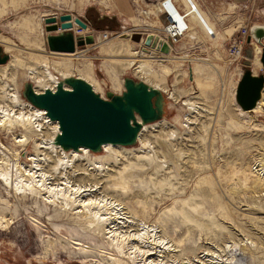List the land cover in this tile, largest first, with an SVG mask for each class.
Segmentation results:
<instances>
[{
	"label": "rangeland",
	"instance_id": "374dc122",
	"mask_svg": "<svg viewBox=\"0 0 264 264\" xmlns=\"http://www.w3.org/2000/svg\"><path fill=\"white\" fill-rule=\"evenodd\" d=\"M177 3L178 0H0V46L3 53L9 56V61H15L18 76L14 80L17 82V89L19 82L22 101L29 104L22 97L25 83H32L37 93L44 91L29 74L30 69L41 72L42 58L48 53V33L45 31V24L40 25V18L70 14L74 18L90 22L89 29L84 34L94 35L96 42L93 45L77 48L74 54H66L75 55L72 58L52 53L54 55L50 54V59L73 62L74 68L71 64L60 67L70 74L69 77H77V74L86 77L93 90L103 98L107 92L120 95L124 91V78L144 83L148 81L152 83V87L158 85L165 93L162 120L145 126L134 146L86 153L91 156V160H99L110 169V177L104 183L101 180L99 187L123 203L128 213L147 223H154L162 232H166L164 235L171 242L176 246L181 245L179 250L185 252H182L183 259L192 260L194 256H202L201 249L214 250L231 240H242L240 249L245 247L246 242V252H242V256H236V262L232 264H264V188H255L253 185L257 180L264 184V176L257 173L261 168L264 169V71L258 72L260 62H253L250 67H245V58L240 65H231L226 57L215 50L205 54L196 51L188 58L185 57V50L177 49L176 53L172 52L166 57L178 58V61L175 64L169 61L168 71L159 67L165 64L153 61L148 56L161 54L145 47L144 43L132 41L130 37L133 33H140L144 41L151 33L150 25L165 26L166 15L158 17L161 13L158 8L163 4H171L173 7L168 10L175 20H180ZM193 12L195 15L187 12L190 22L186 21L191 35L196 36L193 21L201 29L206 27L213 30L200 12ZM92 16L98 19V24L92 23ZM101 18L109 19V22H102ZM77 28L74 26L73 30L76 32ZM125 38H129V41L122 40ZM130 50L147 57L153 63L149 65L151 74L141 76L136 71V65L124 66V62L130 60ZM255 54L259 61V52ZM188 59H192L190 63H186ZM9 61L0 65V70ZM10 69L7 68V72ZM190 70L194 73L195 81L189 79ZM250 72L253 76L256 72L255 77L262 78L259 102L254 111L242 108L237 100L240 82ZM186 99L196 103L194 107L198 110L197 114H189L188 107L183 104ZM191 117L193 124L188 131L184 126L185 118ZM171 129L176 138L172 137V150H168L164 156L168 160V173L170 171L169 174H172L171 180L175 187L173 191H167L166 185H156L147 176L154 174V171L162 172L151 166L150 159L141 158L139 161L145 163L147 169L131 171L133 176H128L129 172L118 173V164L132 159L131 154L137 157L147 155L149 149H143L142 143H152L151 146L154 144L152 147L156 150L157 138V142L162 143L159 146L162 149L166 144V133L162 131L169 133ZM54 133L55 136L58 134L57 131ZM12 134H16V131ZM12 134L1 132L0 144L14 151L15 149H10L12 141L8 136L14 142ZM162 135L164 138L161 140ZM15 148L19 150V155L22 153L24 156L25 149L28 148L26 153L32 152L33 141L23 148ZM177 153L180 155H175ZM153 155L155 154L149 153L147 157L153 158ZM18 161L25 163L20 157ZM81 164L85 162L81 161ZM233 171L234 175L231 176ZM154 176L159 177L158 174ZM210 179L212 181L209 186L207 183ZM77 180L81 185L95 184L98 181ZM192 195L194 201L201 206L198 213L205 219V230L200 234V239L198 232L188 233V226L181 218V211ZM0 198V214L11 222L5 230H0V264L111 263L107 254L114 252L109 248L106 251L107 244L104 242L107 240L103 235L94 233L91 237L78 232L76 228L73 230V225L67 221L68 217L61 215L56 218L49 206L42 203L34 205L31 198L7 195L1 181ZM144 207L152 210L145 217L141 215ZM206 217L215 218V224L222 225L224 231L212 226ZM72 240L90 247V255H80L78 251L73 254V249L68 246ZM250 242L255 248L251 247L253 245ZM97 249L103 254H99Z\"/></svg>",
	"mask_w": 264,
	"mask_h": 264
},
{
	"label": "bare ground",
	"instance_id": "6f19581e",
	"mask_svg": "<svg viewBox=\"0 0 264 264\" xmlns=\"http://www.w3.org/2000/svg\"><path fill=\"white\" fill-rule=\"evenodd\" d=\"M178 1H183V3L187 5L185 0ZM43 24L44 18H40V25ZM78 30L80 29L77 28L76 33ZM80 33L84 32L80 30ZM190 36L193 37L191 34ZM105 39L107 40V38ZM122 40L129 41V38ZM141 43L143 44V41L139 42V44ZM255 52H260V50L256 48ZM50 54L52 53L48 52L47 55H44L42 58L41 64L43 66H41L40 73L36 69H30L31 72L29 73L36 84L42 86L44 90H54L58 81L70 76V74L60 66L71 64L74 68L73 62L68 60H51ZM59 55H64L69 58L75 56L66 54ZM129 55L130 60L129 62L125 61L124 66L136 65V71H138V74L141 76L152 73L149 65L153 63H151L147 57L136 52L132 53L131 50ZM166 56L167 55L164 56L161 54L148 57L160 64H165L164 66L159 65V67L168 71V65H170V62L175 64L178 61V58H174V60L173 58L168 59L167 61ZM14 62V60L9 61L7 66L2 68L4 70H0V83L2 86V88H0V133L12 134L16 131V134H12L14 142L11 136L8 135L12 141V148H9L15 149L14 151L7 149L0 144V156H2L0 159V181L5 186L7 195L12 194V196L17 198H31L34 205L42 203L46 207L49 206L52 209V214L56 218L61 215L68 217L67 221L73 225V230L78 229V232H84L87 236H91L94 233L103 235L105 237L104 239L107 240V242H104V244H107L106 251H108L109 248L110 251L114 252V254H107L109 262H111L110 264H232L234 261L236 262V256H242V252H244V248L247 245L246 242L244 244L245 247L243 248L242 246L243 249H240L242 240H231L229 243H224V246H221V248L219 247L214 250H210L209 248L201 249L200 252L202 256L200 257L194 256L192 260L188 258L183 259L181 257L183 256L182 252H185L184 250H179L181 245L176 246L171 242V240L164 235L166 232H162V230H160L154 223H147L128 213L123 206V203L115 199L112 195L107 194V190H104L101 186L99 187L101 180L103 182L107 180V177H110V169L106 167L107 165H104L99 160H91V156H87L86 154L89 152L86 148H81L79 151H64L54 144V132H59L58 125L56 122L49 120L45 111L35 108L31 104H25L22 101L19 82L17 89V82L14 80V77L18 76L16 63ZM253 62L254 64H259V61L256 58ZM7 68H11L8 70L9 74ZM135 74L138 75L137 72ZM255 75L256 72L254 73V76ZM76 76L87 81V78L80 74H77ZM190 80L195 81L194 77ZM145 83L147 85L152 84L148 81ZM153 87L159 89L158 85H154ZM259 94L252 106V111L257 107ZM183 104L188 107L190 111L189 114L198 113L197 108L194 107L196 103L192 102L190 99L184 100ZM192 124V117L185 118L184 126L186 130L190 131V125ZM145 128L146 127L144 126L138 139ZM169 131V133L162 131L166 133L164 139L166 144L162 149L159 147L162 143H158L157 138L155 139V146L158 145L156 150L152 147L154 144L151 146L152 143H142L143 149H149L147 155L149 153L155 154L152 156L153 158H149L150 156L147 157V155L137 157L131 154L132 159L118 164V173L123 174L129 172L128 176H133L130 173L131 171L147 169L145 163L139 160L141 158L147 160L150 159L149 162L151 163V166L153 168L157 167L162 172L154 171V174L150 173L147 176L150 177V179H153L155 184L157 183L160 186L166 185L167 191H173L175 187L171 180L172 174H169L170 171L168 173V160L165 158L164 154H166L168 150H172V137H175L176 135L173 134L172 129ZM163 136L164 135L160 138L161 140L164 138ZM31 140L33 141L34 146L32 152L26 153L28 147L23 151L24 156L22 153L19 155L20 152L15 147L23 148L30 144ZM119 147L120 146L106 144L102 146V149L105 151H108L106 148H114L118 150ZM175 155L179 156L180 154L177 153ZM19 157L25 163H20L18 161ZM114 157H117V155H114ZM81 161H84L85 164L82 165ZM257 173H259L261 177L264 176V169L262 170L261 168ZM156 174H158L159 177H155L154 175ZM233 175L234 171L231 176ZM157 178L158 180L156 181ZM77 179H86L85 181L98 179V181L95 184L86 183L81 185L77 182ZM211 181L212 180L210 179V182L207 183L209 186L211 185ZM260 182V180L254 181V187L264 188V184H260ZM195 196L197 197V195ZM0 201H2V198H0ZM144 208L145 209L141 212V215L143 216H146V214H149L152 211L147 207ZM199 209H201V206L194 201V195H192L186 201L185 207L181 211V218L188 226V233L196 231L198 232L200 239V234L205 230V219L203 220L204 217L198 213V211H200ZM207 219L212 226L223 230L224 227L222 225L219 226L215 224V218L208 217ZM10 223V219H5L0 214L1 231L5 230ZM250 245H253L251 247L255 248L253 243L250 242ZM68 246L70 249H73V254L75 251H78V254L80 255H90V247L79 243V241L72 240L71 243H68ZM45 250L47 251L48 249L46 248ZM97 251L99 254H103L101 250L97 249ZM223 252L227 255H223ZM192 253L195 254V251H192ZM223 256L226 257L224 258ZM168 257H170V259Z\"/></svg>",
	"mask_w": 264,
	"mask_h": 264
},
{
	"label": "water",
	"instance_id": "95a60500",
	"mask_svg": "<svg viewBox=\"0 0 264 264\" xmlns=\"http://www.w3.org/2000/svg\"><path fill=\"white\" fill-rule=\"evenodd\" d=\"M89 23L70 14L46 17V50L55 54H73L77 48L93 45L96 42L94 35L73 31L77 26L86 32ZM131 40L139 43L142 36L133 33ZM263 41L264 25L250 24L244 48L245 67L253 64L257 48L260 50V70L264 71ZM251 42L255 43V49L248 45ZM143 43L162 55L170 54V47L162 37L149 34ZM8 61L9 56L3 53L0 46V65ZM261 87L262 78L253 76L251 72L242 78L237 90V100L242 108L252 109ZM123 88L120 95L107 92L103 98L86 80L73 76L58 81L54 90L45 89L39 93L32 83H25L22 97L33 107L45 111L49 120L57 123L59 132L54 138L55 145L64 151L86 148L96 153L106 144L134 146L143 127L162 120L164 116L165 95L160 89L132 78L123 79Z\"/></svg>",
	"mask_w": 264,
	"mask_h": 264
},
{
	"label": "crops",
	"instance_id": "0c3cea01",
	"mask_svg": "<svg viewBox=\"0 0 264 264\" xmlns=\"http://www.w3.org/2000/svg\"><path fill=\"white\" fill-rule=\"evenodd\" d=\"M172 1L176 2V0ZM185 1L187 2V5L184 4L183 1H178L177 6L179 12L186 14L188 12L190 15H195L193 12L194 8L200 12L205 20L213 27V30H211L213 34L210 38H208V35L206 36L205 29H201L196 21H193V29L196 30V36L191 37L190 31H188L180 42L182 48L190 56L194 55L196 51L205 54L207 51L210 52L215 50L218 54L220 53L223 57H226L227 45L238 26H250V24L264 25V0H255L254 2L252 0ZM171 6V4L161 5L158 8V11L161 12L158 17H161L165 9L168 10ZM123 12H125V10H123ZM186 21L188 23L190 22L187 18ZM164 27L165 26L162 25L159 27L156 24L150 25V34L165 38L166 35ZM168 58L173 57H167V61ZM258 72H260V69H258ZM192 73L193 71L190 70L189 77L190 75L192 76ZM192 77H194V73Z\"/></svg>",
	"mask_w": 264,
	"mask_h": 264
},
{
	"label": "built area",
	"instance_id": "2783aa9c",
	"mask_svg": "<svg viewBox=\"0 0 264 264\" xmlns=\"http://www.w3.org/2000/svg\"><path fill=\"white\" fill-rule=\"evenodd\" d=\"M252 1L254 2L255 0ZM179 13L181 14L180 20H175L171 15L170 11L167 9H165L163 13L164 15H166V21H167V24L164 27L166 37L163 39L169 44L170 54L172 52L176 53L177 49H179V51L184 50L180 42L182 38L186 35V33L189 31L188 25L186 24L187 14L181 12ZM183 20H185V22ZM248 29H249L248 25L238 26L236 28V31L234 32V35L232 36V38L230 39L227 45L226 60L231 65H240L241 61L244 59V48L247 46L246 37L248 36ZM205 32L210 37L213 34V32L207 29L206 27H205ZM77 33H80V30H78ZM248 45H251L252 47H254V49L256 47L254 42H251ZM185 57L190 58V55L186 54ZM188 60L189 61L186 63H190L192 59H188Z\"/></svg>",
	"mask_w": 264,
	"mask_h": 264
},
{
	"label": "trees",
	"instance_id": "16d2710c",
	"mask_svg": "<svg viewBox=\"0 0 264 264\" xmlns=\"http://www.w3.org/2000/svg\"><path fill=\"white\" fill-rule=\"evenodd\" d=\"M89 12H90L89 14H90V16H91V11H89ZM89 14H88V16H89ZM90 19L92 20V23H93V24H98V22H97L98 19H96L95 17L92 16V17H90ZM101 20H102V22H109V19L105 20V19L101 18ZM102 22L100 21V23H102ZM100 23H99V24H100Z\"/></svg>",
	"mask_w": 264,
	"mask_h": 264
}]
</instances>
